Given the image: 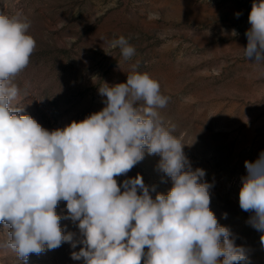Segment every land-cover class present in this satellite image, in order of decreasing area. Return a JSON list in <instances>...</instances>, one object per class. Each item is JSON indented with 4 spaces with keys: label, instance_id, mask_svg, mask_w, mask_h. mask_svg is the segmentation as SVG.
Here are the masks:
<instances>
[{
    "label": "clouds",
    "instance_id": "1",
    "mask_svg": "<svg viewBox=\"0 0 264 264\" xmlns=\"http://www.w3.org/2000/svg\"><path fill=\"white\" fill-rule=\"evenodd\" d=\"M248 22L243 55L264 66V0H253ZM30 27L20 12L0 13V223L7 236L0 249L25 262L68 242L73 249L82 245L71 258L83 264H248L245 249L210 210L213 185L205 170L192 169L175 126H165L159 109L169 97L148 73L133 65L126 82H104L102 110L62 129L47 130L21 114L23 107L13 105L21 89L13 81L37 47ZM110 47H119L125 60L135 55L124 36ZM146 153L160 156L157 170L172 181L167 194L153 198L156 187L140 174L118 184L116 177ZM244 166L239 206L250 213L247 223L264 233V151ZM61 200L63 217L56 212ZM62 219L78 234L66 232ZM260 240L264 245V234Z\"/></svg>",
    "mask_w": 264,
    "mask_h": 264
},
{
    "label": "rangeland",
    "instance_id": "2",
    "mask_svg": "<svg viewBox=\"0 0 264 264\" xmlns=\"http://www.w3.org/2000/svg\"><path fill=\"white\" fill-rule=\"evenodd\" d=\"M253 0H0V13L20 12L31 22L37 47L13 81L21 89L14 106L23 107L47 130L82 121L105 106L98 93L104 82H126L133 70L148 73L169 97L159 109L166 127L184 144L193 170L202 168L210 188V210L230 228L245 249L248 264H264L262 234L247 223L239 192L247 175L244 162L264 151V66L243 55ZM236 13H240L237 17ZM233 30L237 35L233 36ZM124 36L135 48L125 60L113 39ZM28 94L24 95L25 86ZM158 155L145 158L118 184L140 174L156 193L167 194L172 181L157 170ZM123 191V189H121ZM66 216V201L56 208ZM227 213V218L223 214ZM66 232L77 233L69 219ZM0 223V241L6 240ZM65 242L27 262L0 249V264H83L71 258ZM147 251V249H145ZM143 264V261H142Z\"/></svg>",
    "mask_w": 264,
    "mask_h": 264
}]
</instances>
